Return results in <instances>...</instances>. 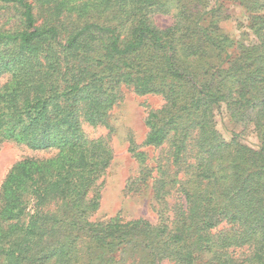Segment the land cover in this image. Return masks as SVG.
<instances>
[{
  "label": "trees",
  "instance_id": "1",
  "mask_svg": "<svg viewBox=\"0 0 264 264\" xmlns=\"http://www.w3.org/2000/svg\"><path fill=\"white\" fill-rule=\"evenodd\" d=\"M228 1L246 43L220 27V0H0V141L53 152L1 182L0 264H264V0ZM122 87L163 99L129 139L124 185L150 186L156 222L91 217ZM221 105L256 145L221 135ZM141 146L161 149L153 166Z\"/></svg>",
  "mask_w": 264,
  "mask_h": 264
},
{
  "label": "rangeland",
  "instance_id": "2",
  "mask_svg": "<svg viewBox=\"0 0 264 264\" xmlns=\"http://www.w3.org/2000/svg\"><path fill=\"white\" fill-rule=\"evenodd\" d=\"M215 1V0H211ZM223 1V11L229 17L219 22L220 27L229 34L237 44L246 43L251 34L246 28L247 13L244 7L228 0ZM157 25H167L171 18L167 15L154 17ZM163 103L160 95L146 94L137 95L132 90L122 87L119 100L110 111L109 122L112 127L110 133V146L113 151V159L108 166L105 175L101 177L100 199L97 210L91 215L93 218H108L119 214L124 219L143 217L151 222L157 221L156 202L153 198L150 186L144 187L139 192L126 193L124 185L130 175L138 172L139 163L128 151L129 139L141 143L147 132L144 118L150 108L159 107ZM214 121L217 130L226 139L230 140L233 132L239 133L237 137L243 142L251 145L257 144L255 134L250 130H242V126L231 120L224 105L214 110ZM87 135L97 137L105 135L108 129L104 126L93 127L88 123L82 124ZM148 154V162L153 166L159 159L161 149L152 146H141ZM52 155V153H33L24 144L12 141H0V185L13 163L31 156ZM99 180V181H100ZM160 264H173L171 261L163 260Z\"/></svg>",
  "mask_w": 264,
  "mask_h": 264
}]
</instances>
